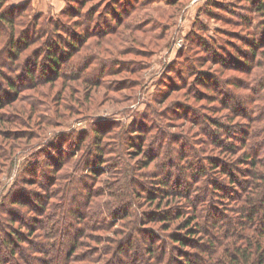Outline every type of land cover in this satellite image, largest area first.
<instances>
[{
  "label": "rangeland",
  "instance_id": "1",
  "mask_svg": "<svg viewBox=\"0 0 264 264\" xmlns=\"http://www.w3.org/2000/svg\"><path fill=\"white\" fill-rule=\"evenodd\" d=\"M0 14V223L20 236L15 243L32 257L26 263H47L40 252L50 231L33 223L62 217V208L75 210L65 222L81 231V251L125 244L136 233L132 226L150 229L158 243L175 226L163 230L144 217L179 199H160V207L158 198L149 202V194L159 193L154 179L185 176L195 157L209 179H190L188 196L210 190V231L222 213V223L240 218L234 192L218 201L208 180H221L225 192L240 191L248 164L229 159L234 184L208 167V158L223 155L213 144L212 121L246 136L264 155V11L251 0H0ZM52 40L63 46L58 75L45 64ZM209 91L215 97L204 95ZM206 205L193 204L200 214ZM2 237L0 230V243ZM173 245L172 264L181 263ZM145 246L138 236L131 248L142 253ZM160 257L149 263L164 264ZM14 260L24 264L18 255Z\"/></svg>",
  "mask_w": 264,
  "mask_h": 264
},
{
  "label": "trees",
  "instance_id": "2",
  "mask_svg": "<svg viewBox=\"0 0 264 264\" xmlns=\"http://www.w3.org/2000/svg\"><path fill=\"white\" fill-rule=\"evenodd\" d=\"M251 1L253 7L257 11H264V0ZM0 18H4V15L0 14ZM261 23L264 25V22ZM58 41L52 40L50 45L47 46L48 48H45L46 68L48 67V69L53 71L54 68H57V66L62 63L61 55H63V53L61 52L63 51V46L58 43ZM262 47L263 48H261L262 50L259 53L264 55V42ZM13 48L15 49L14 52L17 54L16 56L18 58L20 54L17 50L18 47L10 42V51ZM252 51L253 54H256V50L253 49ZM25 66L26 65H24V67ZM57 69H55V71L58 75L59 72ZM16 70H18V68H16ZM27 71L30 74L31 79H33L34 72L31 69H28ZM5 78L7 80V90L14 91L15 82L13 79L9 77ZM260 79L264 82V78ZM203 83L207 85L206 81H203ZM257 86L263 88L260 82ZM210 91L216 93V90ZM210 91L204 93V95L211 98L215 97V94H211ZM2 120L5 119L2 117ZM212 124L215 125V129L218 130V136L215 135L216 137H214L213 140L215 143L213 144H216V147L223 155L208 158V167H211L212 171L215 173L227 176L229 182L234 184L235 180L231 177L233 175L230 170V163L232 162L229 159L236 156L234 159V161L238 159V162L236 161V163L248 164V167L242 170V173L245 174L248 181L245 186L238 183L240 191L225 192L223 191V186H221L223 183L221 180H216L214 182L208 180V184L212 186L211 192L218 193V196L221 198L217 199L218 201H222L226 198L229 199V196H231L229 193L234 192L232 194V201L236 204V208L234 207L233 211L236 215L240 216V218L231 217L228 218L229 220L227 222L222 223L224 218H227V216L222 213L224 218L221 216L218 222L216 221L212 226L210 225V231L208 224H211V217L205 215V211L209 212L207 207H209L211 201L210 190L207 187H204L203 190H201L200 195L196 196L194 200H191V197L189 198L188 196L191 191L194 190L190 184V179L198 181L203 177H209L205 170V164L195 157L188 162V165L185 168L187 170H183L185 176H181L178 172L171 174L170 177L175 176V180L172 184H170L171 178L167 175H164L162 178L154 179L159 185V189H157L159 193L156 194L157 192H152V194H149V202L158 198L156 205L157 207H160V199L167 198L172 201L173 197L171 195L174 194L176 197L178 196L179 199L174 203L175 205L163 209L162 211H149L144 217V219L150 223H161L163 230L170 229L172 224L175 226L174 230L171 229V232L165 235V237L158 235L156 237L158 243L151 240L152 232H150V229L147 230L144 227L137 228L132 226V230L134 229L136 233L131 232L126 235L124 237L125 244L121 242L113 248H102L99 252L95 250V252L90 251V249L81 251L79 250L81 246L80 239L83 236L81 231L75 225H72V230L67 228L65 222L66 217L72 216V211L75 210L73 208H62L60 210L62 217L57 215L54 220L50 219V222L47 224L43 223L42 226L37 225V220L33 223L37 228L48 229L50 231L49 237H52V239L45 241V250L40 252V248H37L38 252L41 254H47L46 264H81L86 261L89 262V264H101L100 261H102V264H135L136 260L134 257L137 256L138 258V255L141 256V261H143L144 264L145 261H147V264H155L149 262L150 260L155 259L156 256L159 257L160 255V258L164 260V264H172V262L176 261L173 259V253L175 250L173 244H178V248L183 254V261L178 264H264V155L260 152H254L251 145L249 147V144L244 141L246 136L230 134L229 127L217 120H213ZM239 128L242 127L240 126ZM12 136L19 137V135H15L14 133H12ZM181 178L183 179L181 180ZM187 178L188 181H186ZM218 182L222 183L219 185ZM182 183L184 186L183 189H180ZM241 183L245 182L243 181ZM73 189L75 191L76 187ZM197 200L199 202L202 201L203 204L204 202L208 204V206L206 205L201 210L202 214L197 212V208L194 209L195 206H193V204H195ZM15 201L18 204L24 205V202H17L18 200ZM70 201L76 202V199L71 196ZM222 204L226 205V202H223ZM187 207L188 209H186ZM214 211L216 212V209H214ZM109 215L111 216V214ZM118 215L127 216L123 212H119ZM102 221H105V219H102ZM219 223L222 226L218 225ZM216 228L218 233L216 232ZM0 230L3 234L2 242L0 243V264H12L15 262L14 255L20 256L24 261V264H28L26 262L30 261L31 255L28 256L23 250L24 248L15 243L16 241L18 243L20 236L18 237L15 234L7 232L6 229H3L1 223ZM213 233L217 234V236L213 235ZM138 236L143 237V241L146 243L145 250L142 251V253L138 251V248H131ZM219 238H224V240L220 242ZM185 247H190V249L192 248L193 250L197 249L199 252L195 253L193 250L184 251ZM6 255H9L13 262H11ZM96 255L101 256L98 257Z\"/></svg>",
  "mask_w": 264,
  "mask_h": 264
}]
</instances>
